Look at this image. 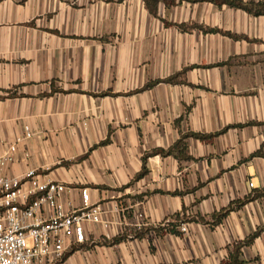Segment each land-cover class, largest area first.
Returning a JSON list of instances; mask_svg holds the SVG:
<instances>
[{"label":"crops","instance_id":"obj_1","mask_svg":"<svg viewBox=\"0 0 264 264\" xmlns=\"http://www.w3.org/2000/svg\"><path fill=\"white\" fill-rule=\"evenodd\" d=\"M24 126L33 134L17 142ZM180 139L185 150L144 158ZM14 143L4 173L38 168L70 186L64 203L84 186L102 205L56 264H221L256 231L241 257L264 264V195L215 222L264 188V15L208 1H160L154 15L143 0H0V155ZM139 214L177 232L108 243Z\"/></svg>","mask_w":264,"mask_h":264},{"label":"built area","instance_id":"obj_2","mask_svg":"<svg viewBox=\"0 0 264 264\" xmlns=\"http://www.w3.org/2000/svg\"><path fill=\"white\" fill-rule=\"evenodd\" d=\"M23 129L17 142L33 134L28 126ZM15 152L16 143L0 155V264H56L85 241L86 223L102 221V205L90 201L84 186L78 188L77 205L64 203L62 197L70 186L38 168L29 167L20 175L4 173ZM145 225L139 214L133 231ZM178 228L187 231L184 223Z\"/></svg>","mask_w":264,"mask_h":264},{"label":"trees","instance_id":"obj_3","mask_svg":"<svg viewBox=\"0 0 264 264\" xmlns=\"http://www.w3.org/2000/svg\"><path fill=\"white\" fill-rule=\"evenodd\" d=\"M143 1H144L145 6L147 7V9L149 10V12L154 14V15L156 14L157 5H158V3L160 1L164 2L167 6L173 5V4H175L177 2H181V1H187V2L208 1V2H212L214 4H217L218 6L226 4V5H228L230 7H233V8H239V9H242V10H244V11H246V12L252 14V15H256V16L257 15H264V2H260V1L259 2L243 1V0H143ZM179 27L184 28L185 26L184 25H179ZM203 30H205V29L203 28ZM206 30H208V31H217V29H210V28L206 29ZM176 76H177V74L173 75L171 77H168V78L164 79L163 81L173 82L175 80ZM157 81H159V80H157ZM157 81H155V82H157ZM155 82H153V83H155ZM225 129L226 128L222 129L219 132H216L215 134L221 133ZM190 135H192L194 137H198V138H207V137L211 136L212 134L204 135V134H199V133H190ZM181 141H182V139L178 140L174 145H172L168 149H156V150H153V151L145 154L144 158L147 157L150 154H153V153H160L162 155L173 154L174 148L177 147V145H180V147H181L180 149L185 150V145H183ZM260 154H261V150H257L254 153H252L250 156H255V155H260ZM145 171L146 170H145V167H144L136 175V177L143 176ZM262 195H264V188L261 189L260 191L256 192V193H254L249 198H246V199H243V200H240V201H236V202H233V203L229 204L228 207H226V208L222 209L221 211H219L218 213H216L215 222H218L219 220H221L229 211H231L234 208H237L240 205L244 204L247 200H249L251 198L253 199V198H256V197H259V196H262ZM178 217H179V215L176 214L174 218L177 220ZM175 225L176 224H174L172 222H168L167 225H165V226H160V225H158L156 227L155 226H149V227L143 226L140 229L132 231L129 234L123 233L120 236H117V237L111 239L110 241H108V243L115 244L117 242H120L123 239H126L129 235L132 238H141L149 230L154 229V230L158 231L159 229H162V227H165L168 230L177 232L174 229ZM256 235H257V231L252 233L251 235H249L243 241H241V242L237 243L236 245H234L233 250H232L231 254L229 255V258L226 261L222 262L221 264H244L245 260L242 259V257H241V248L244 245H247V244L251 243V241L255 238Z\"/></svg>","mask_w":264,"mask_h":264}]
</instances>
